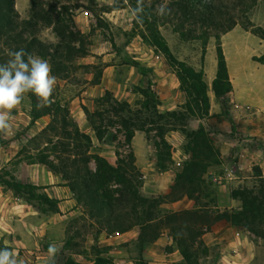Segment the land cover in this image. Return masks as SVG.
I'll return each instance as SVG.
<instances>
[{
	"label": "trees",
	"instance_id": "1",
	"mask_svg": "<svg viewBox=\"0 0 264 264\" xmlns=\"http://www.w3.org/2000/svg\"><path fill=\"white\" fill-rule=\"evenodd\" d=\"M243 1L245 0L241 3ZM257 1L253 0L252 5ZM171 3L183 6L187 14L191 12L195 17L216 23L219 15L224 14V8L232 4V0H171ZM143 4L142 23L148 30V37L164 52L170 64L178 67L181 88L187 94L189 105L162 109L161 98L153 80L150 79L147 86L139 87L141 97L135 103L123 100L113 90L106 89L102 95L95 98L94 110L85 104L83 108L96 137L101 141L114 133L118 123L119 131L125 133L126 141L130 145L136 134L143 131L148 142H154L158 146V164L162 169H169L167 159L174 161V146L168 141L167 133L173 130L186 132L190 157L184 162L178 180L172 184L170 192L158 197L146 195L143 192L142 171L137 170L138 175L134 171L129 174L121 160L113 163L108 157L91 152L94 144L93 135L82 130L70 117L69 106L59 96L57 87L54 92L55 102L50 107L38 109L37 97L32 93L26 94L30 98L32 123L45 115H51L52 120L32 138L35 148L28 143L22 144L17 155L2 166L0 184L19 193L26 201L40 209L59 210V201L41 192V185L15 174L17 169L15 167L19 163L37 159L71 181L72 190L78 194V201L86 203L89 207V214L80 215L75 218L76 220L70 221L67 229V247L77 249L81 246L77 236L82 235V231L80 227L74 225L78 220L85 225L88 223L95 225L108 234L124 233L139 226L140 261L147 264L146 245L156 241L166 229H169L186 261L189 264H202L201 259L209 254L204 234L218 221L225 220L243 226L255 238L264 240V174L245 178L244 182L233 188L242 199L240 210L216 206L212 198L214 182L208 178V172L212 166L220 163L221 159L214 139L202 122L211 112L209 83L205 71L197 69L177 56L160 29L161 16L153 6ZM16 5L17 0H0V63L9 59L6 55L7 50L24 48L28 53L48 60L51 74L63 78L58 64L61 65L59 61L63 58L64 50L67 47L71 48L70 42L88 38V34L78 28L74 18V10L83 4L72 0H32L29 18H23ZM236 7L237 3H234V9ZM236 23L232 22L230 27H234ZM45 27L54 29L58 41L44 39L41 36ZM251 27L264 39L263 25L253 23ZM201 39L206 49L210 36L204 34L201 35ZM80 50L81 55H86L85 48ZM254 59L264 64V53L254 55ZM93 83L100 84L101 80H95ZM214 89L220 96L227 95L233 90L221 38L218 39V72ZM117 137L118 135L114 133V138ZM42 139L45 140V145L37 148ZM36 148L38 152L35 153L32 149ZM93 160L97 161L99 171L104 170L102 175L97 172L96 177V172L94 173L90 166ZM82 165L87 175L82 176L80 169ZM111 180H117L122 185V190L117 196L105 190V185ZM186 195L195 201L192 208L177 212L161 210L162 203ZM5 247L4 242L0 240V249ZM93 247L97 254L94 264H111V258L104 255L107 253L106 247L99 245ZM54 264L81 263L71 257L65 263Z\"/></svg>",
	"mask_w": 264,
	"mask_h": 264
},
{
	"label": "rangeland",
	"instance_id": "2",
	"mask_svg": "<svg viewBox=\"0 0 264 264\" xmlns=\"http://www.w3.org/2000/svg\"><path fill=\"white\" fill-rule=\"evenodd\" d=\"M72 1L83 4L74 10V18L78 28L88 34V38L70 42L71 48L67 47L64 50L63 58L59 61L61 65L58 64L59 71L64 77H56L59 96L68 104L70 117L82 130L93 135L94 144L91 152L100 153L113 163L121 160L127 173L134 171L138 175L137 170L141 171L140 163L158 161L159 148L156 143L148 142L145 145L146 134L139 131L135 145L128 144L125 133L119 131L120 123L114 129V133L118 135L117 138H114L112 133L104 141L99 140L92 129L83 104L94 110L95 98L102 95L106 89L113 90L123 100L135 103L141 97L139 87L147 86L152 79L161 98L162 109H175L182 105H189L187 94L181 88L178 67L170 64L164 52L149 39L146 26L138 23L133 17L132 10L136 8L137 0ZM241 1L232 0V4L224 8V14L219 15L218 21L210 23L193 16L191 12L187 14L183 6L172 4L171 0H143V3L153 6L156 12L159 5H166L168 11L165 15H160V29L180 59L205 71V77L209 83L211 108L214 104L216 108H220L218 102L223 97L214 89L218 72L219 38L223 42L224 52L231 60L232 66L239 65V68L248 69L252 73L257 64L264 68L263 63L253 58L254 54H258L253 53L252 47L258 38L263 37L251 27L253 23L264 26V0H258L253 5V0H245L242 3ZM234 3H237L236 9H234ZM16 6L23 18L31 16L32 0H17ZM234 21L237 22L236 25L230 27ZM204 34L210 36L206 49L201 39V35ZM41 36L44 39L58 41L52 27H45ZM235 38L244 39L237 42ZM237 45H240L238 50ZM80 48L87 50L86 55H81ZM261 77L264 78L263 73ZM98 79L101 83L94 84L93 82ZM23 107L26 113L30 114L31 103L28 95H25ZM51 120V115H45L37 123L24 126L21 133L25 136L21 139V143H16L19 148L25 143L36 146L32 138L38 135ZM84 123H87V126H84ZM167 139L174 146L173 158L175 154L177 158H174L173 162L167 159L166 162L169 168H176L180 161L184 163L190 157L187 148L188 136L183 130H173L167 133ZM4 140L0 134V145H5L7 140L5 142ZM44 141L42 139L37 148H42L45 145ZM37 148L32 149L33 152H38ZM2 166L3 160L0 161V171ZM90 166L93 172H96V177L97 172L103 174L104 170L99 171L96 160H93ZM80 167L82 176L87 175L84 166ZM15 168H17L16 176H21L27 181H47L48 183L42 185L40 191L59 201V210H43L26 201L19 193L0 184V240L16 254L18 264L49 262L50 244L59 249L54 262L65 263L72 257L81 264H94L97 254L93 246L99 245L107 248V253L104 255L111 258V264H143L140 261L139 226L124 233L108 234L107 231L95 225L90 223L85 225L78 220L74 225L80 227L82 231V235L77 236L81 246L77 249L67 247L68 225L71 220H76L75 218L80 215L89 214L88 205L78 201V194L72 190L71 181L65 179L48 164L31 159L19 163ZM72 169L76 170V168ZM244 180L245 178L236 180L234 187H238ZM65 186L77 202L73 207L61 202V195L66 194ZM105 186L106 192L115 196L122 190V185L117 180L108 181ZM262 241L260 264H264V240ZM145 260L147 264H155L156 261L148 257L146 250Z\"/></svg>",
	"mask_w": 264,
	"mask_h": 264
},
{
	"label": "crops",
	"instance_id": "3",
	"mask_svg": "<svg viewBox=\"0 0 264 264\" xmlns=\"http://www.w3.org/2000/svg\"><path fill=\"white\" fill-rule=\"evenodd\" d=\"M235 39L240 42L244 38ZM252 47L253 53L263 54L264 39L258 38ZM239 48L240 45H237L236 49ZM228 65L233 90L218 102L220 108H216V104L212 106L210 115L202 122L220 151V163L212 166L208 172V178L214 182L212 198L220 208L240 210L242 199L233 189L235 181L264 174V78L261 77L264 68L257 64L252 73L248 69L239 68V65L232 66L229 57ZM26 112L22 102L12 112V132L0 133L5 139L4 142L7 140L5 145H0V161L3 160V165L19 152L20 148L16 143H21L25 136L21 133L24 126L33 125L30 114ZM38 121L39 119L35 123ZM84 126H87V123H84ZM144 143H148L147 138ZM174 158H177L176 154ZM140 167L144 176L143 192L151 197H158L170 192L184 163L181 162L176 168L162 169L158 161L154 160L151 163H140ZM41 168L44 169L42 166ZM226 168H233L232 177H225ZM34 182L41 186L48 183L44 180ZM64 192L65 196L61 195L62 204L71 207L77 204L69 194L67 186L64 187ZM194 203V199L186 195L166 201L160 208L163 212H177L192 208ZM204 240L209 247V254L201 259L202 264H260V243L263 241L252 236L243 226L225 220L218 221L204 234ZM146 251L149 258L156 260L155 264H189L174 242L169 229L156 241L148 243Z\"/></svg>",
	"mask_w": 264,
	"mask_h": 264
},
{
	"label": "clouds",
	"instance_id": "4",
	"mask_svg": "<svg viewBox=\"0 0 264 264\" xmlns=\"http://www.w3.org/2000/svg\"><path fill=\"white\" fill-rule=\"evenodd\" d=\"M167 7L158 6L157 14L165 15ZM143 0H137V6L132 10V15L138 23L143 22ZM9 59L0 63V133L12 132L10 123L13 110L23 102L25 95L32 93L37 97L36 107H50L54 101L56 77L51 75V65L48 60L28 53L24 48L7 50ZM59 249L50 244L48 256L50 264ZM0 264H18L16 254L8 247L0 249Z\"/></svg>",
	"mask_w": 264,
	"mask_h": 264
},
{
	"label": "built area",
	"instance_id": "5",
	"mask_svg": "<svg viewBox=\"0 0 264 264\" xmlns=\"http://www.w3.org/2000/svg\"><path fill=\"white\" fill-rule=\"evenodd\" d=\"M178 165H181V162H179ZM233 174H234L233 168H226L225 177H232Z\"/></svg>",
	"mask_w": 264,
	"mask_h": 264
}]
</instances>
